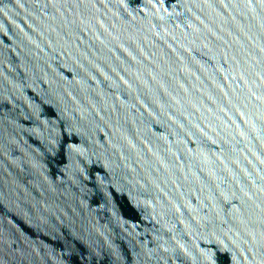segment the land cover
<instances>
[{"label":"water","instance_id":"water-1","mask_svg":"<svg viewBox=\"0 0 264 264\" xmlns=\"http://www.w3.org/2000/svg\"><path fill=\"white\" fill-rule=\"evenodd\" d=\"M0 264H264V0H0Z\"/></svg>","mask_w":264,"mask_h":264}]
</instances>
